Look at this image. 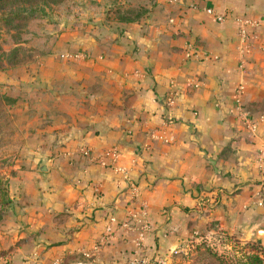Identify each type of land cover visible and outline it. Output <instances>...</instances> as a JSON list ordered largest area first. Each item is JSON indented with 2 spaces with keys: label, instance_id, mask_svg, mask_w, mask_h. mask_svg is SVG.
<instances>
[{
  "label": "crops",
  "instance_id": "1",
  "mask_svg": "<svg viewBox=\"0 0 264 264\" xmlns=\"http://www.w3.org/2000/svg\"><path fill=\"white\" fill-rule=\"evenodd\" d=\"M240 18L262 20L245 28L243 72ZM68 36L26 73L19 103L32 110L7 177L0 264L116 261L134 250L136 221L119 226L128 212L145 220L139 250L151 256L193 232L264 246V122L251 133L230 112L242 82L244 109L264 117V0H156L116 32ZM74 52L87 57L60 58ZM81 147L117 159L101 166Z\"/></svg>",
  "mask_w": 264,
  "mask_h": 264
},
{
  "label": "rangeland",
  "instance_id": "2",
  "mask_svg": "<svg viewBox=\"0 0 264 264\" xmlns=\"http://www.w3.org/2000/svg\"><path fill=\"white\" fill-rule=\"evenodd\" d=\"M155 1L59 0L44 5L34 3L32 8H40L33 14L22 16L25 20L19 27L18 24L5 26L0 21V179L5 190L7 177L11 173L10 165L26 138L25 128L28 121H25V115L32 110L25 109L19 103L26 92V73L32 75L31 70L36 69L34 67L38 61L56 47L58 37L61 36L64 40L68 39L69 33L80 36L84 32H116L123 24L132 23L138 6L147 8ZM235 242L239 246L246 243L259 244L215 232H193L175 249L161 256H151L133 247L134 250L128 253L122 248L116 261L109 256L96 259L91 256L72 255L59 264H220L219 261L229 259L234 250L233 246H236Z\"/></svg>",
  "mask_w": 264,
  "mask_h": 264
},
{
  "label": "built area",
  "instance_id": "3",
  "mask_svg": "<svg viewBox=\"0 0 264 264\" xmlns=\"http://www.w3.org/2000/svg\"><path fill=\"white\" fill-rule=\"evenodd\" d=\"M206 14L213 16L216 21H221L222 17L215 15L213 13V11L207 9ZM262 20H250V19H245V18H240V19H236L235 20V24H236V29L238 32V36L239 39L241 41V44L239 47H237V52L239 55V63H238V70L240 72L244 71V65L242 62V55L244 52H247V49L249 48L248 46V32L245 30L246 27H257L261 25ZM189 53H187L186 55H188ZM87 56L83 53H68L65 55H61L60 58H63L65 60L68 61H78V60H84ZM243 93H244V86L242 82H238L236 85H234L233 90H232V95H231V114L233 115V117L235 119H237L238 121L243 122L246 127L248 128V130L253 133L255 132L256 126L258 123H262L264 122V117L263 116H259L257 120L252 119V117L249 115V113L244 109L243 106V102H242V98H243ZM159 137V136H158ZM161 138L164 142H171V137H164L161 136L159 137ZM78 154L84 158H87L91 161H96L98 162V164H100L101 166H105V162L110 164L111 166L114 165L116 159H117V151L115 149H108L106 151H104L102 153L101 156H96L93 157L92 154L90 153V151L86 148H79L78 149ZM114 170L116 172L119 173H124L121 169L118 168H114ZM136 194V191L134 188L130 189V199L132 200V197H134ZM141 216L144 215L143 212L140 213ZM136 216V213L133 212H128L127 213V217L126 220L121 222L119 224L120 228L123 229H129L132 228L130 227V222L132 221H136L137 226L134 227V231H135V238L133 240V244H134V248L136 250H139L142 247V241L144 239V234L147 232L148 227L147 224L145 222V220H143V217L138 218ZM0 260H2L0 258ZM137 261V260H136ZM135 261V262H136ZM129 264H133V263H129Z\"/></svg>",
  "mask_w": 264,
  "mask_h": 264
},
{
  "label": "trees",
  "instance_id": "4",
  "mask_svg": "<svg viewBox=\"0 0 264 264\" xmlns=\"http://www.w3.org/2000/svg\"><path fill=\"white\" fill-rule=\"evenodd\" d=\"M59 0H0V21L7 25H16L25 20L22 16L25 14H33L37 9L32 8L33 4L41 3L42 5L47 3L58 2ZM154 3H150L148 7H152ZM29 6V7H27ZM41 6V5H39ZM148 7L138 6L136 16L133 21H136L143 17L148 12ZM128 22V21H122ZM129 24V23H128ZM5 185H2V179H0V220L2 219L4 208L8 203ZM236 246H233L232 253L229 259L226 261H219L220 264H264V247L258 243H246L243 246H239L238 242H235ZM132 258V257H131ZM216 259V257L214 256ZM218 260V259H216Z\"/></svg>",
  "mask_w": 264,
  "mask_h": 264
},
{
  "label": "water",
  "instance_id": "5",
  "mask_svg": "<svg viewBox=\"0 0 264 264\" xmlns=\"http://www.w3.org/2000/svg\"><path fill=\"white\" fill-rule=\"evenodd\" d=\"M41 170H42V168H41ZM260 235H261V231H258L256 234L257 238H260Z\"/></svg>",
  "mask_w": 264,
  "mask_h": 264
}]
</instances>
